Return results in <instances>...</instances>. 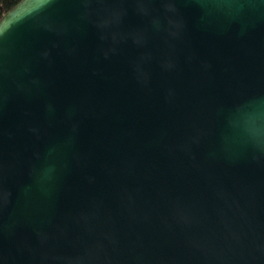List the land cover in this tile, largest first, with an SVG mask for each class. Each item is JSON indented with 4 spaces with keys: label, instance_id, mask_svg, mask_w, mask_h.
I'll return each mask as SVG.
<instances>
[{
    "label": "water",
    "instance_id": "water-1",
    "mask_svg": "<svg viewBox=\"0 0 264 264\" xmlns=\"http://www.w3.org/2000/svg\"><path fill=\"white\" fill-rule=\"evenodd\" d=\"M0 264H264V0L8 11Z\"/></svg>",
    "mask_w": 264,
    "mask_h": 264
},
{
    "label": "trees",
    "instance_id": "trees-1",
    "mask_svg": "<svg viewBox=\"0 0 264 264\" xmlns=\"http://www.w3.org/2000/svg\"><path fill=\"white\" fill-rule=\"evenodd\" d=\"M22 0H0V20L2 17Z\"/></svg>",
    "mask_w": 264,
    "mask_h": 264
}]
</instances>
